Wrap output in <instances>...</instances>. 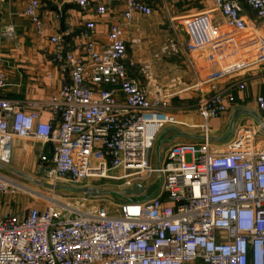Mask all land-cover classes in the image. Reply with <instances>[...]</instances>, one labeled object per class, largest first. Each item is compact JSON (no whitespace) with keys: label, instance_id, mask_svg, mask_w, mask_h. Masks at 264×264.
Listing matches in <instances>:
<instances>
[{"label":"built area","instance_id":"obj_1","mask_svg":"<svg viewBox=\"0 0 264 264\" xmlns=\"http://www.w3.org/2000/svg\"><path fill=\"white\" fill-rule=\"evenodd\" d=\"M152 2L68 0L101 19L123 4L127 23L136 15L152 16ZM215 2L216 12L245 44L206 20L190 28L194 46L212 44L209 61L215 67L199 84L210 88L197 107L205 122L203 142L174 146L159 168L149 158L160 133L180 125L168 111L175 94L167 90L152 99L130 75L120 25L106 30L105 42L101 26L92 20L77 36L67 28L49 38L50 62L68 81L40 109L0 97L1 167L11 166L15 139H33L53 148L52 167L43 172L54 186L112 179L123 183L125 194L139 184L160 186L155 194H131L138 199L114 214L66 206L0 216V264H264V95L255 100L261 125L239 130L223 149L210 145L207 125L229 112L235 92L246 90L245 77L264 64V38L253 34L256 28L241 0ZM21 3L37 34H46L42 0ZM245 3L264 22V0ZM4 35L14 38V28H5ZM7 86L0 71V91ZM117 171L122 175H111ZM16 187L0 173V195Z\"/></svg>","mask_w":264,"mask_h":264},{"label":"crops","instance_id":"obj_2","mask_svg":"<svg viewBox=\"0 0 264 264\" xmlns=\"http://www.w3.org/2000/svg\"><path fill=\"white\" fill-rule=\"evenodd\" d=\"M241 1L242 5L247 7L245 0ZM42 4V16L48 31L39 36L32 24L23 16L24 6L21 0H0V71L6 75L8 85L4 91H0V97L21 101L30 109H40L68 81L50 62L52 49L49 38L67 28H71L75 32L74 36H77L84 23L92 20L101 26L104 33L100 40L105 42L106 30L116 24L122 26L125 33L130 75L151 96L167 90L176 93L173 100L168 103V111L177 117L180 125L168 127L160 133L150 154L151 165L157 168L163 166L170 149L175 145H199L203 142V132L200 128L205 122L198 115L197 107L210 95V88L199 84L215 71V67L209 61L212 44L194 46L190 28L199 21L206 20L218 31L235 37L238 45L245 44L244 37L238 36L227 26L225 18L216 12L211 0H153L152 16L136 15L129 23L123 19V4L113 6L110 14L103 19L95 17L91 12H80L75 6L68 4V0H42ZM172 4L173 9L175 8L173 14H178L180 18L177 19L184 21L183 28L188 42L176 30H174L176 39L172 32L163 34L164 38L161 36L160 40L154 37L158 27L152 24H161L156 23L159 14L165 15V11ZM167 12L169 22L177 20L170 16L169 10ZM245 16H248L250 25L256 28L253 34L258 38H264L263 30L255 25L260 21L249 8ZM7 27L14 28V38L4 35V29ZM172 44L175 48L174 54L169 51V45ZM138 63L146 66L148 78L142 75ZM143 79L153 81L154 86L150 88L143 86ZM263 81L264 64L245 77L246 90L235 92L236 103L229 112L220 119L207 123L210 141L227 145L236 137L239 130L261 125L263 117L255 100L257 96L264 95ZM119 99L123 101L121 94ZM53 154L50 145H43L33 139H15L12 163L5 169L28 177L30 173L27 170L36 169L44 175L42 167L44 165L45 169L52 167ZM0 172L18 176L2 168Z\"/></svg>","mask_w":264,"mask_h":264},{"label":"rangeland","instance_id":"obj_3","mask_svg":"<svg viewBox=\"0 0 264 264\" xmlns=\"http://www.w3.org/2000/svg\"><path fill=\"white\" fill-rule=\"evenodd\" d=\"M211 1L213 3L214 8H216L215 0H211ZM172 6L174 5L172 4L168 8L170 16H172L174 19L180 18L178 14L175 15L173 14L175 8L173 9ZM168 10L165 11V15H162V13H160L158 20L154 18L156 20V23L157 22L161 23L158 25L152 24L153 26L158 27L156 34H154L155 39L160 40L161 36H163L164 38V35L170 32L173 33V36L175 38L176 35L174 30H176V32L178 34H181L184 40L186 39L188 42L187 36L185 34V30L183 28L184 21H182V19H177L172 23L169 22L167 19ZM243 12L247 15L248 8L246 6H243ZM217 13L221 15L220 17L225 18V16L221 14V12L218 11ZM214 25L219 26V24H214ZM255 25L263 30V36H264V22H256ZM172 46L173 44L169 45V51L171 52V54H174L173 50H175V48ZM247 50L248 49L246 48L245 51L247 52ZM142 64L143 63L141 64L138 63L137 66L139 67L142 75L148 78V72L146 66H143ZM210 76H212V74ZM146 80L143 79L142 81L143 86L149 88L154 86L153 81L148 79ZM172 94H176V93L173 92ZM151 97L153 99L156 96H151ZM172 98L174 97H171L169 99V102L173 100ZM210 145L215 150L216 149L220 150L223 149V147H225V145H222L217 141L215 142L210 141ZM45 167L46 166L44 165L42 168L45 170ZM27 171L30 173L29 175L30 178L44 184L54 185V183L46 179L45 175L37 172L36 169L30 171L27 170ZM3 175L10 178L15 183H17L18 187L12 189L11 194L9 195H3V194L0 195V216L26 213L30 208L45 209L51 207L55 210H60L65 208L66 206H71L73 208H76L84 212H96L100 208H105L110 213L114 214V212L118 209L120 205L126 203L129 200L138 199L123 193V183L112 179H89L88 181L82 183L81 185L79 184L78 186L75 187L73 186V187L80 190L88 189L91 191L90 193H71L68 191H50L33 184L32 182H30L25 178L14 176L11 175L10 173L9 174L6 173V175L5 174ZM111 175L121 176L122 173L121 171H117L111 173ZM55 186L70 187L69 184H66L64 182H59L58 184H55ZM159 188L160 186L155 185L153 188H150L148 192L150 194L153 193L155 194V192H157Z\"/></svg>","mask_w":264,"mask_h":264},{"label":"water","instance_id":"obj_4","mask_svg":"<svg viewBox=\"0 0 264 264\" xmlns=\"http://www.w3.org/2000/svg\"><path fill=\"white\" fill-rule=\"evenodd\" d=\"M0 168L6 170V171H10L14 174H17L18 176L22 177V178H25L27 180H29L30 182H32L33 184L37 185V186H40L42 188H45L47 190H50V191H68V192H71V193H90L91 191L88 190V189H76V188H73V187H58V186H54V185H48V184H44V183H41L39 181H36L28 176H25L23 174H20L18 172H15V171H12V170H8V169H5L3 167L0 166ZM150 189H148L145 184H139V185H136L134 186V188L131 190V191H127L126 194L128 195H139L141 192H144V191H149Z\"/></svg>","mask_w":264,"mask_h":264}]
</instances>
